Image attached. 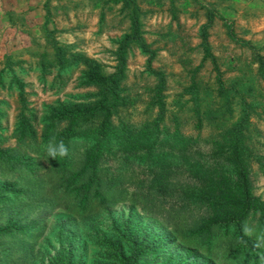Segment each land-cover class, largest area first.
Here are the masks:
<instances>
[{"label": "rangeland", "instance_id": "1", "mask_svg": "<svg viewBox=\"0 0 264 264\" xmlns=\"http://www.w3.org/2000/svg\"><path fill=\"white\" fill-rule=\"evenodd\" d=\"M135 2L149 53L137 44L127 48L121 87L129 102L112 120L133 125L153 121L159 111L153 97L160 74L165 103L160 127L196 139V147L205 152L212 146L208 138L215 127L204 115L198 123L183 89L193 80L204 89L215 88L218 80L228 85L238 77L250 80L264 104V0ZM129 14L122 0H0V134L7 137L3 145H14L9 136L21 113L28 116L26 109L35 111L31 124L40 130L38 119L48 105L82 101L96 93L94 86L85 84L81 62L58 68L55 53L60 50L67 58L79 53L113 73L119 42L130 31ZM251 121L249 149L258 157L250 162L251 191L264 200V107ZM3 215L0 210V229L5 226ZM67 220L70 215L57 209L35 237L26 232L15 238L0 236V264H114L121 251V264H230L176 243L166 245L171 243L168 228L158 230L152 217L128 203L106 208L90 225H67ZM145 250L151 252L149 257H138Z\"/></svg>", "mask_w": 264, "mask_h": 264}, {"label": "trees", "instance_id": "2", "mask_svg": "<svg viewBox=\"0 0 264 264\" xmlns=\"http://www.w3.org/2000/svg\"><path fill=\"white\" fill-rule=\"evenodd\" d=\"M122 2L130 9L131 24L119 42L113 73L79 53L72 58L60 50L55 53L58 68L81 62L85 84L96 93L82 101L48 105L38 119L40 130L31 124L35 111L26 109L28 116L21 113L9 136L13 146L3 145L7 137L0 134L1 238L24 232L29 238L37 236L57 209L70 215L67 225L86 226L106 208L128 203L152 217L158 230L168 228V246L176 243L230 264H264V200L253 195L250 184V162L258 159L249 149L251 116L264 107L258 89L238 77L228 85L218 80L215 88L204 89L193 80L183 89L198 123L204 115L215 127L208 138L212 146L205 152L196 147V139L160 127L165 113L160 74L154 120L139 125L113 122L118 108L129 102L121 87L127 48L137 44L149 53L141 37L139 6L135 0ZM52 137L68 147L67 156H48ZM149 254L145 250L138 257ZM123 262L121 251L113 263Z\"/></svg>", "mask_w": 264, "mask_h": 264}, {"label": "clouds", "instance_id": "3", "mask_svg": "<svg viewBox=\"0 0 264 264\" xmlns=\"http://www.w3.org/2000/svg\"><path fill=\"white\" fill-rule=\"evenodd\" d=\"M46 152L48 156L52 159H56L57 157H65L69 154L68 147L64 144V142L61 140L56 143L55 137H52L49 140V143L46 147Z\"/></svg>", "mask_w": 264, "mask_h": 264}]
</instances>
